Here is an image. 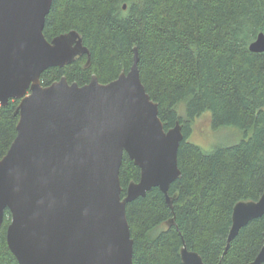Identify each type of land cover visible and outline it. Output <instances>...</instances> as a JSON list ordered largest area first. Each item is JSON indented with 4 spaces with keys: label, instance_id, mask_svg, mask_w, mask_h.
<instances>
[{
    "label": "trees",
    "instance_id": "1",
    "mask_svg": "<svg viewBox=\"0 0 264 264\" xmlns=\"http://www.w3.org/2000/svg\"><path fill=\"white\" fill-rule=\"evenodd\" d=\"M77 30L91 52L41 76L43 85L66 76L84 85L128 71L139 51L141 78L168 130L185 134L181 176L166 194L153 187L127 205L134 239L133 264H185L182 249L206 264H250L264 245V215L242 227L230 243L238 202L264 193V52L250 44L264 31V0H54L44 33L49 40ZM19 99L0 105V158L15 140ZM211 113L212 127H236L238 141L208 151L190 140L193 122ZM123 197L141 169L124 155ZM174 218L175 223L169 224ZM9 209L0 229V264H20L7 241Z\"/></svg>",
    "mask_w": 264,
    "mask_h": 264
},
{
    "label": "water",
    "instance_id": "2",
    "mask_svg": "<svg viewBox=\"0 0 264 264\" xmlns=\"http://www.w3.org/2000/svg\"><path fill=\"white\" fill-rule=\"evenodd\" d=\"M53 2L0 0V105L20 100L17 136L0 158V229L9 209L7 241L20 264H133L127 205L159 187L173 207L183 125L165 128L142 81L137 47L130 69L108 83L93 74L84 85L66 76L43 85L48 68L84 54L91 60L77 30L46 37ZM250 50L264 52V31ZM125 153L141 177L123 197ZM263 215L264 193L238 202L228 242ZM181 254L185 264H206L187 246ZM250 264H264V245Z\"/></svg>",
    "mask_w": 264,
    "mask_h": 264
},
{
    "label": "rangeland",
    "instance_id": "3",
    "mask_svg": "<svg viewBox=\"0 0 264 264\" xmlns=\"http://www.w3.org/2000/svg\"><path fill=\"white\" fill-rule=\"evenodd\" d=\"M244 135L236 127H223L215 130L212 127L211 113L208 111L193 122L190 140L200 145L205 150H212L219 144L238 141Z\"/></svg>",
    "mask_w": 264,
    "mask_h": 264
}]
</instances>
